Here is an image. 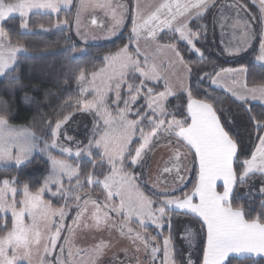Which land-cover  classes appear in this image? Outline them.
Wrapping results in <instances>:
<instances>
[{
	"label": "snow or ice",
	"instance_id": "obj_1",
	"mask_svg": "<svg viewBox=\"0 0 264 264\" xmlns=\"http://www.w3.org/2000/svg\"><path fill=\"white\" fill-rule=\"evenodd\" d=\"M62 2L70 4L71 0H0V163L14 164L18 172L11 180L4 178L0 182V214H3L0 215L3 221L0 264H70L64 258L63 245L59 246V255L54 250L65 228L69 236L64 239L69 242L72 225L81 222L89 204L92 222L84 227L93 241L97 233L101 236L108 233L111 238L118 229L121 237L127 235L131 239V246L116 248L109 254L113 248L111 239L108 244L103 240L93 242L86 264H156L157 261L159 264H264V85L248 88L245 83L241 91L231 86L223 89L231 93L247 124L231 108H217L216 102L197 87L205 79L212 85L222 78L239 84L236 77L244 74L246 78L249 67L264 72V0H252L258 14L252 13L247 18L240 17V11L248 12L247 6L235 0H184L183 3L171 0L159 4L147 19L141 17L139 5H133L128 43L104 57L107 71L94 70L91 82L84 71L75 77L80 93L75 111L84 118L91 117L93 122L88 135L80 138L67 126L73 115H64L58 117L54 126L47 122L49 142L43 133L38 135L32 128L15 123L20 110L39 109L41 102L39 89L25 83L18 62V54L26 49L12 44L7 24L18 14L19 27L28 29L27 17L32 9L57 12ZM84 6L81 0L80 7ZM100 7L112 9L113 5ZM117 7L119 15H113L116 27L110 30L113 34L129 12L124 5ZM231 11H236L234 18L229 15ZM209 16L214 31H219L222 55L240 56L251 50L256 52L257 63L212 72L203 66L199 71L189 66L194 54L204 58L199 42L207 41ZM237 25L241 38L234 44L228 40V30L232 28L235 35ZM165 29L173 35L168 43L157 44V51L166 48L170 62L182 66L187 74L189 83L181 79L180 95L170 80H164V89L158 90L160 77L147 63L148 57L145 56L143 65L138 59L139 41L144 38L155 43L158 32ZM134 42L135 53L131 51ZM76 49L72 45L64 51ZM86 55L81 52L70 60ZM194 72L198 81L192 79ZM98 77L101 87L95 84ZM18 94H21L19 102ZM48 95L45 93V98ZM88 95L92 98H87ZM141 98L142 104L138 103ZM249 99L259 100L262 105L259 113L252 111ZM173 100L179 103L173 104ZM144 121L150 132L145 131ZM242 129L247 132V143ZM160 147L169 152L162 172L168 174L165 186L170 190L160 199H153L144 188L147 181L143 169L148 153ZM53 149L62 156L53 155ZM34 150L47 157L49 168L37 190L32 191L25 170L34 163ZM67 157L75 160L69 161ZM188 172H195L196 178L192 188L184 191ZM65 178L69 184L74 180L80 188L85 183L89 188L100 187L104 196L103 202L89 196L81 205L82 198L77 195L78 210L72 225L66 223L70 190L64 187ZM160 179L158 173L154 186H160ZM21 185L23 198L17 201L15 196ZM45 193L50 195V200L44 199ZM56 199L64 203L53 208ZM57 216L59 220L53 222L51 218ZM129 222H138L141 229L151 224L154 234L145 236L135 232L133 235ZM42 241L43 255H39ZM137 241L142 242L143 248Z\"/></svg>",
	"mask_w": 264,
	"mask_h": 264
},
{
	"label": "trees",
	"instance_id": "obj_2",
	"mask_svg": "<svg viewBox=\"0 0 264 264\" xmlns=\"http://www.w3.org/2000/svg\"><path fill=\"white\" fill-rule=\"evenodd\" d=\"M78 1L79 0H73L72 5L68 10H62L57 15L38 13L28 15V29H21L19 27V17H14V20L7 24L12 44L22 46L26 49L24 54L18 56V62L20 63L23 75L26 78L25 83H29L32 88L39 89V99L41 102V107L39 109L32 107L27 111L20 110L16 114L15 123L17 125L32 128V130L38 135L43 133L45 136L49 137V142L51 134L50 131L47 130V122L50 121L54 126L58 117L62 118L64 115L72 114L73 118L76 120L79 116L77 115L78 112L75 111L78 106V99L80 97L79 88L75 77L79 76L81 71L86 72L88 77L94 70L99 71L104 65V57L106 55L115 53L121 47H123L124 44L128 43L132 0H126L127 8L129 9V12L127 13V21L123 30L116 36V38L104 44L85 46L76 43L69 35V30L74 18ZM239 1L246 5L250 12L256 13L252 5L247 0ZM64 21H67V27L56 28L57 24ZM210 22L211 17L209 16L207 41L199 42V46H201L203 49L204 58L198 59V57L193 55L189 60V66H191L196 71H199L200 66H203L207 68L209 72H212L213 70L219 71L220 68H239L241 65L256 64V52L251 50L246 55L231 61H224L219 58L215 53L214 46L210 39ZM45 29H47V31H45ZM257 29H259L258 26ZM170 38L171 37L168 35L162 34L158 37L157 41L159 43H168ZM72 45L77 46L75 52L64 51L66 48H69ZM181 48H183L182 45ZM80 51L87 53V55L75 61L70 60V57L73 55L79 57ZM131 51L133 52L132 47ZM185 57L186 59L188 58L187 53H185ZM201 75H203V73H201ZM192 79L193 81L199 80V77L195 75V72ZM65 80H67V83ZM210 83V80L205 79L202 83H199L197 87L200 92H205L209 98L216 102L215 106L217 108H231L233 113L243 117V113L236 107L234 99H232L225 92L213 88ZM245 83L249 88L264 85V72L260 71L258 67H249L247 77L245 78ZM158 90H163L162 85H158ZM45 93H49L47 98H45ZM19 95L21 94L17 95V102H19ZM89 96L90 95H88L87 98H89ZM184 99L186 102V95H184ZM143 102L144 101L142 98L140 101H138L140 104ZM176 103H179V101L173 100V104ZM248 104L252 106V111L256 113L261 111L262 105L251 102H248ZM90 118L91 117L85 118L87 120L86 124L88 125L90 123ZM242 123L247 124L246 117H243ZM241 134L245 136V142L247 143V132L242 129ZM252 136L254 138L255 133H252ZM34 158L35 160L33 165L25 170L29 173L30 187L32 191L37 190L39 184L41 183V177L47 173L49 168V163L45 156L34 154ZM70 161L74 160L71 159ZM81 167L84 168V165L82 164ZM17 175L18 172L15 165L0 164V182H2L4 178H9L11 180L12 177ZM195 178V172H191L188 177V181L185 184L184 191H188L192 188ZM75 185L76 184L74 180L71 184H69L68 181H64V187L68 188V190H71L69 193L73 196L87 191L89 188L86 183L83 188H80L79 186L74 188ZM144 188L149 194L153 195V199H160L162 197V195L153 193L146 185H144ZM21 189L22 185L19 186V191L15 196L17 201L21 199ZM91 192L96 194L98 197L101 195L98 187H93ZM44 199L47 201L50 200L51 197L49 194H45ZM63 203V200L56 199L53 203V208H58ZM76 213V208H72L70 210L69 215L66 218V223L68 225L71 223ZM2 223L3 221H0V224ZM7 223L10 229V216H7ZM143 231L149 235H153L155 230L153 227H148L144 228ZM2 234L3 233H0V235Z\"/></svg>",
	"mask_w": 264,
	"mask_h": 264
},
{
	"label": "rangeland",
	"instance_id": "obj_3",
	"mask_svg": "<svg viewBox=\"0 0 264 264\" xmlns=\"http://www.w3.org/2000/svg\"><path fill=\"white\" fill-rule=\"evenodd\" d=\"M72 1L73 0H71L70 4H64L62 2L60 4V8L57 12H51L50 10H47V9H32L30 11L29 15L34 14V13L57 15L62 10H68L72 5ZM247 1L252 5L254 10L258 14V8L255 5H253L252 0H247ZM37 2H39V0H37ZM165 2H171V0H132V6L138 4L139 8H140L141 17H143V19H147L151 15V13L154 12L155 9L159 6V4L165 3ZM180 2L183 3L184 0H180ZM230 2H231V0H230ZM235 2L241 3L242 5H244L239 0H235ZM83 3L85 6L80 7L81 0L78 1L77 8H76V11L74 14V18H73V21H72V24H71V27L69 30V35L74 39V41L76 43H78L82 46L104 44V43H107V42L113 40L114 38H116V36L123 30L125 23L127 21V14H126V18L124 19L122 25L120 27H117L116 33L113 34L110 31L113 27H116L115 21L113 19V15L114 14H116L117 16L119 15V8L117 7V5H124L125 7H127L126 0H83ZM109 3L113 5L112 9L100 7V5L109 4ZM251 14H252V12H250L249 9H248L247 13H245L244 11H240V17L241 18H247ZM229 15L234 18L236 16V11H231L229 13ZM77 16H78V19H77ZM14 17H19V16H18V14H16ZM92 18L96 19V23L98 24L96 27L90 26V21ZM141 22H143V20H141ZM252 23L255 24L256 22L252 21ZM257 26L259 28V25H257ZM257 26H256V30L259 31V29H257ZM65 27H67V26H66V23H64V22H61V23L56 25V28H65ZM131 28H132V17H130L129 36L131 34ZM78 32L80 33L79 35L77 34ZM228 32H229L228 40L232 41L234 44L240 40L241 37H240L239 25H237V27L235 29V35H233V29L232 28H229ZM209 33H210V39H211L212 44L214 46L215 53L222 60L231 61V60H234L236 58H240L243 55H246L248 53V52L242 53L240 56H228L226 54L222 55L221 53L223 51V45L220 43V40H219V31H218V29H216L214 31L211 22L209 25ZM162 34H166L169 37H172V35H173V33L168 32L167 29H165L164 32H158L155 43H153V41H151V40H147L144 38H142L139 41V47L141 49V52H140L138 59L140 60L141 64L143 65L145 63V56H147L148 57L147 63L150 66L154 67L157 75L160 77V83L159 84L162 85L163 89H164V80H170V82L173 85H175V87H176L177 95H180L181 94V92H180V81H181V79H183V82L185 84H187L188 83V76L185 73L182 66L170 62V53L168 52V50L166 48L161 47L160 51H157V44H159L161 46L163 44H166V43H159L157 41L158 37ZM144 35L146 36V33H144ZM129 36H128V38H129ZM131 47L133 49V53H135L136 43L134 42ZM81 52H83V51H80L79 54ZM22 54H24V52L19 53L18 56L22 55ZM194 55L196 57H198V59H200L199 54H194ZM255 63H257L256 60H255ZM101 69H105L107 71L105 61H104V65ZM99 71H97V72H99ZM88 79L91 82V75L88 77ZM95 84L98 87L102 86L101 85V79L99 77L97 78ZM210 84L212 86V83H210ZM218 85L221 87L222 86H225V87L229 86L228 81L226 82L225 78H222L219 81ZM244 85H245V77H244ZM78 88H79V86H78ZM233 88H236L237 91L243 90V89H240L239 85L236 87H233ZM251 88H253V87H251ZM184 95H186V93ZM230 97L232 99H234L232 96H230ZM91 98L92 97L90 95L89 99H91ZM111 98L112 99L115 98L114 93L111 94ZM248 102L260 104L259 100L253 101V100L249 99ZM121 106H123V105L121 104ZM77 115H79L77 117V119L75 120L73 118L72 120H70L67 126H70V128L80 138H86V136L88 135V132L91 130V128L93 126L92 118H90V123L88 125V124H86L87 120L84 118V116L80 112H78ZM144 125H145V131L150 132L151 129L147 126V121L144 122ZM136 137L137 138L139 137V131H137ZM52 152H53V155L62 156V154L59 153L57 149H53ZM34 154H40V153L38 151L34 150L33 155ZM168 156H169V152L165 148L160 147V148L154 149L153 151H150L148 153L147 158H146L147 164H146L145 168L143 169L145 180L147 181V183H145V185L153 193H155L157 195H163V193L166 190H170V189L166 188V186H165V178H168V175L166 173L162 172V169L165 166V162L168 160ZM67 159L69 161L71 159L75 160V157H67ZM0 164H4V163H0ZM158 173L160 174V177H161L159 187L154 186V181H155V178H156ZM190 173L191 172H188L185 175V182H184L185 184L188 181V177H189ZM149 178H151V179H149ZM65 181H67V178H65ZM167 183L168 184L171 183L170 178L167 179ZM0 187H2V184H0ZM76 187H77V185L74 186V188H76ZM65 189L68 190V188H65ZM92 189L93 188H91V189L88 188L87 191L78 193L75 196H73L72 194L69 193V192H71V190L68 192L67 200H68V202L71 201L69 203L70 207L67 209L68 215H69V212L72 208H76L75 204L77 202L75 201V197L77 195H79L82 198L79 201V203L81 205H83L84 199H87L89 196L92 198H98L101 202H103L104 196L103 195H100L99 197L96 196V194H93L91 192ZM98 190L100 192H102V188L98 187ZM20 192H21V199H22L23 198L22 189L20 190ZM45 194H48V193H45ZM11 199H12L11 194H9V201H11ZM116 203H119V201L117 200ZM88 208H89V211L85 212L84 216L81 217L80 223H78L77 225H72V221H71V223L69 224V225H72V232H73V235H72L71 239L69 240V242L66 243L65 239H64V237L69 236L68 229L65 228L62 232L61 239L58 241V246L54 250L55 254L59 255L60 254V247L59 246L63 245L64 246V258L69 260L70 264H86V262L88 260L87 253H88L90 246L93 242L100 243L101 240H103V242L105 244H108L109 240L111 239L113 248L109 249V254H111L112 251L116 248L123 249L125 247L131 246V239L127 238V235L125 237H121L118 229L115 231V233L112 235L111 238L108 236V233H104L102 236L97 233L95 241H93V237L89 233V230L86 227H84L85 224L92 222L90 219V211L92 210V205L89 204ZM68 215H67V217H68ZM8 216L11 217V214L9 213ZM75 217H76V214L73 218H75ZM51 219L53 222H55V221L59 220V217L58 216L52 217ZM132 221H135L134 216L132 217ZM26 222H30V221H26ZM128 226H130L133 229V235H135V232H140L141 235L151 236V235L147 234L145 231H143V229L138 227V222H129ZM148 227H152V225L149 224L146 226V228H148ZM41 230L44 231L43 228ZM52 231L54 232V228L52 229ZM125 233L127 234V227H125ZM49 235H51V233H49ZM137 243L140 244L141 248H143L142 242L137 241ZM43 244H44V241H42L41 245L39 246L40 247L39 255H43ZM48 246H49V249L51 250L50 243ZM161 247H162V244H161ZM33 248L35 249L36 245H33ZM69 251H71V256H69ZM120 254H121V256H123L122 251ZM140 255H141V257H143L144 253L141 252ZM162 258H163V256L161 253V259ZM48 259H51V257H48ZM25 264H27V262H25ZM156 264H159V261H157Z\"/></svg>",
	"mask_w": 264,
	"mask_h": 264
},
{
	"label": "crops",
	"instance_id": "obj_4",
	"mask_svg": "<svg viewBox=\"0 0 264 264\" xmlns=\"http://www.w3.org/2000/svg\"><path fill=\"white\" fill-rule=\"evenodd\" d=\"M244 77H245L244 74H240L239 76L236 77V79L239 81V84H233L230 80H228V85L231 86V87H236V86L239 85L240 89H243V87H244ZM212 87L215 88V89L222 90V91H224L223 89L225 88V86L221 87L218 84L217 85H212ZM225 93H227L230 96H232L231 93H229V92H225Z\"/></svg>",
	"mask_w": 264,
	"mask_h": 264
},
{
	"label": "water",
	"instance_id": "obj_5",
	"mask_svg": "<svg viewBox=\"0 0 264 264\" xmlns=\"http://www.w3.org/2000/svg\"><path fill=\"white\" fill-rule=\"evenodd\" d=\"M93 21H95V23ZM97 25L98 24L96 23V19L95 18H92L91 21H90V26L96 27Z\"/></svg>",
	"mask_w": 264,
	"mask_h": 264
},
{
	"label": "flooded vegetation",
	"instance_id": "obj_6",
	"mask_svg": "<svg viewBox=\"0 0 264 264\" xmlns=\"http://www.w3.org/2000/svg\"><path fill=\"white\" fill-rule=\"evenodd\" d=\"M167 174V173H166ZM168 175V174H167Z\"/></svg>",
	"mask_w": 264,
	"mask_h": 264
}]
</instances>
